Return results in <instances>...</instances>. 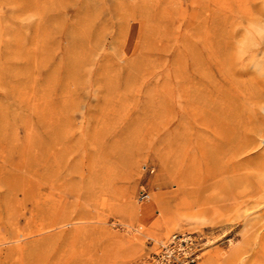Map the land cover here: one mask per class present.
Wrapping results in <instances>:
<instances>
[{
    "label": "rangeland",
    "instance_id": "1",
    "mask_svg": "<svg viewBox=\"0 0 264 264\" xmlns=\"http://www.w3.org/2000/svg\"><path fill=\"white\" fill-rule=\"evenodd\" d=\"M196 231L264 264V0H0V264Z\"/></svg>",
    "mask_w": 264,
    "mask_h": 264
},
{
    "label": "built area",
    "instance_id": "2",
    "mask_svg": "<svg viewBox=\"0 0 264 264\" xmlns=\"http://www.w3.org/2000/svg\"><path fill=\"white\" fill-rule=\"evenodd\" d=\"M150 194L142 191L141 199ZM208 238L202 232H175L170 239L161 244L157 259L163 264H192L201 258Z\"/></svg>",
    "mask_w": 264,
    "mask_h": 264
},
{
    "label": "bare ground",
    "instance_id": "3",
    "mask_svg": "<svg viewBox=\"0 0 264 264\" xmlns=\"http://www.w3.org/2000/svg\"><path fill=\"white\" fill-rule=\"evenodd\" d=\"M175 233V232H174ZM173 233V234H174ZM173 234H171L167 239H165L164 241H162V242H160V244H165L169 239H170V237L173 235ZM161 246V245H160ZM160 246H159V248H160ZM159 250V249H158ZM204 253V252H203ZM203 253L201 254V257H202V255H203ZM206 264H209V262H207Z\"/></svg>",
    "mask_w": 264,
    "mask_h": 264
}]
</instances>
